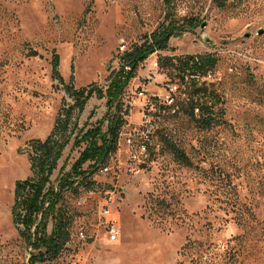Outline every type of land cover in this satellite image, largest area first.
Here are the masks:
<instances>
[{"label":"rangeland","instance_id":"1","mask_svg":"<svg viewBox=\"0 0 264 264\" xmlns=\"http://www.w3.org/2000/svg\"><path fill=\"white\" fill-rule=\"evenodd\" d=\"M219 2L172 0L168 14L165 0H0V264L28 263L11 214L16 181L32 174L25 144L45 139L63 99L72 102L52 76L54 54L76 87L106 85L122 62L121 44L143 43L167 14L197 25L140 64L124 93L130 116L119 149L94 174L92 190L66 194L70 240L59 258L38 264H264V104L256 100L264 95V0ZM205 52L219 57L205 79L220 96V123L201 129L185 109L155 104L187 87L159 57ZM140 91L154 103L144 105ZM106 110V99L91 97L78 127ZM144 114L151 140L135 161L126 138L141 141ZM167 140L194 166L180 163ZM83 148L71 141L52 178Z\"/></svg>","mask_w":264,"mask_h":264},{"label":"trees","instance_id":"2","mask_svg":"<svg viewBox=\"0 0 264 264\" xmlns=\"http://www.w3.org/2000/svg\"><path fill=\"white\" fill-rule=\"evenodd\" d=\"M219 1V5L225 3L224 0ZM165 3L169 14L172 0H165ZM168 14L156 30L146 35L143 43L122 54L120 67L111 72L106 85L91 83L76 87L73 75L69 81L63 78L59 71V57L54 54L52 76L63 85L72 102L63 99L54 125L45 139L33 138L25 144L32 174L16 181L11 214L13 224L28 249L27 264L55 261L66 249L73 220L66 204V194L78 195L81 190H92L96 184L94 174L106 168L110 157L118 150L121 131L130 116L124 93L130 81L137 76L140 64L156 51L169 50L171 38L181 36L197 25L194 18L181 22ZM161 60L169 61L175 76L187 87L181 92L183 97L173 96L171 104L156 102L159 111L179 112L185 109L201 129L219 124L215 102L220 100V96L208 90L209 84L205 79L217 66L219 57L213 52H205L159 57V63ZM126 65L129 69L125 68ZM211 93L213 96L210 99L204 97ZM93 96L106 99L107 110L94 124L87 122L78 127L79 117ZM256 100L264 104V95ZM94 115L93 109L89 117ZM71 141L72 149L83 145L84 148L70 169L66 170V160L53 179L64 150ZM167 147L180 163L194 166L192 159L176 142L167 140ZM86 163H89L88 168H84Z\"/></svg>","mask_w":264,"mask_h":264},{"label":"built area","instance_id":"3","mask_svg":"<svg viewBox=\"0 0 264 264\" xmlns=\"http://www.w3.org/2000/svg\"><path fill=\"white\" fill-rule=\"evenodd\" d=\"M120 49H121L122 53L124 54L130 48H126V45L121 44ZM121 56H120V59H121ZM125 68L129 69V66L126 65ZM140 96H141V99L144 101V105H152L154 103L151 100V98L148 97L143 91H140ZM168 99L169 100H166L164 102H167V101L169 102L171 99V102L169 103V104H171L174 100L173 95H171ZM144 116L146 117V119L144 120V122H142V124L139 128H136V131H138V134L140 135L141 141L138 143L134 139V134H130L126 138V141L128 143V147L131 151L132 159L135 161H141L140 155L146 153L148 142H150V140H151L152 131H151V127L149 126V119H147L148 116L146 114H144ZM123 129H122L121 134H120L119 145L121 143V136L123 134ZM118 149H119V146H118ZM105 169L107 170L108 168L106 167ZM109 235H110L111 241H114L117 238V229L115 226L111 227V229L109 230Z\"/></svg>","mask_w":264,"mask_h":264},{"label":"water","instance_id":"4","mask_svg":"<svg viewBox=\"0 0 264 264\" xmlns=\"http://www.w3.org/2000/svg\"><path fill=\"white\" fill-rule=\"evenodd\" d=\"M259 32H260V33H262V32H263V30H260Z\"/></svg>","mask_w":264,"mask_h":264}]
</instances>
